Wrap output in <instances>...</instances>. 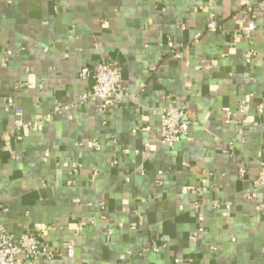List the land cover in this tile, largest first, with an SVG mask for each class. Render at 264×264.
<instances>
[{
  "label": "crops",
  "instance_id": "0c3cea01",
  "mask_svg": "<svg viewBox=\"0 0 264 264\" xmlns=\"http://www.w3.org/2000/svg\"><path fill=\"white\" fill-rule=\"evenodd\" d=\"M99 59L119 66L121 103L101 111L91 99L71 118L10 133L8 97L36 120L82 93L91 79L79 72ZM241 100L250 106L242 114ZM260 102L264 11L254 0H0V218L56 253L19 263L264 264V186L254 184L264 161ZM167 104L187 111L189 140L161 143ZM196 198L202 239L192 236Z\"/></svg>",
  "mask_w": 264,
  "mask_h": 264
},
{
  "label": "built area",
  "instance_id": "2783aa9c",
  "mask_svg": "<svg viewBox=\"0 0 264 264\" xmlns=\"http://www.w3.org/2000/svg\"><path fill=\"white\" fill-rule=\"evenodd\" d=\"M255 7L258 11H264V0H254ZM255 28L253 21H249L244 27V33L246 36ZM208 31H216V22L210 20L207 23ZM200 33L194 35V41H198ZM235 42V40H233ZM167 47L171 51V54L175 58L180 57L179 50L176 49L172 41L166 42ZM250 61V58H247V62ZM79 77L82 80L91 79V84L80 93L75 99L68 103H60L56 101L53 109L50 113H47L36 120H26L23 116V111L21 108L17 107L14 103L12 97H8L5 102V110L11 111L13 113V126L9 130L13 135H19L32 128L35 125H44L45 123L52 120V118L61 113H67L69 118L72 117V111L76 110L79 106L85 105L91 99H98L100 101V110L103 111L109 107L111 104L121 103L127 93L123 87L122 73L114 61H109L105 59H99L91 66H84L79 72ZM26 84V83H24ZM249 104L245 100H241L237 109L239 113H245L249 109ZM258 109L264 108V102H260L257 105ZM232 120V112L226 111L224 113L223 121L224 123H230ZM191 118L188 115L187 111L183 108L175 107L172 104H167L161 108V119L159 125V136L162 144H171L181 140L190 139V128H191ZM94 150L100 149V143L97 140H92L90 142ZM130 151L124 149L123 153L128 154ZM116 161H113V164H116ZM72 168L76 170V163H72ZM240 177L244 176L246 169L240 167L238 169ZM97 176V172L94 171L91 174V179L94 180ZM255 186H264V161L259 163L258 169L256 171V176L254 180ZM192 193L198 195L200 189L196 188L192 190ZM215 207L218 206V203H213ZM100 207H103L104 204L100 203ZM193 208L195 210V217L197 221V227L192 233L194 239H202L205 226H204V214H203V204L200 199H195L193 203ZM258 210L264 214V202L257 204ZM112 230H108V234H111ZM73 243L69 242L67 244V254H73ZM166 245L163 244L162 247ZM151 250L157 252L159 247L152 246ZM48 245L40 239V237L31 232H23L19 236H14L11 234L5 227L3 221L0 218V264H20L18 261V256L23 255L27 259H36L40 256H44L47 259H52L55 256ZM178 262V260H176Z\"/></svg>",
  "mask_w": 264,
  "mask_h": 264
}]
</instances>
